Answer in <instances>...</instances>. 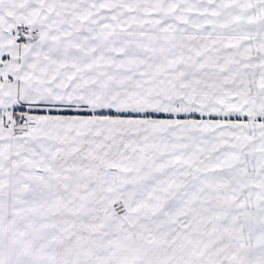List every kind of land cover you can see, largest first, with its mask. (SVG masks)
I'll return each instance as SVG.
<instances>
[{
	"label": "snow or ice",
	"instance_id": "6c2138e0",
	"mask_svg": "<svg viewBox=\"0 0 264 264\" xmlns=\"http://www.w3.org/2000/svg\"><path fill=\"white\" fill-rule=\"evenodd\" d=\"M0 264H264V0H0Z\"/></svg>",
	"mask_w": 264,
	"mask_h": 264
}]
</instances>
